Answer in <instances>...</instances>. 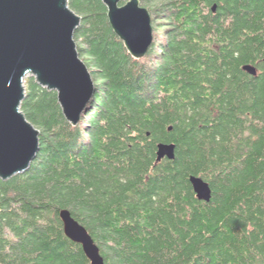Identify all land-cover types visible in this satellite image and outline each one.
<instances>
[{
	"label": "trees",
	"instance_id": "1",
	"mask_svg": "<svg viewBox=\"0 0 264 264\" xmlns=\"http://www.w3.org/2000/svg\"><path fill=\"white\" fill-rule=\"evenodd\" d=\"M139 1L154 28L140 60L102 0L69 2L96 86L77 126L27 79L40 152L0 180V264H91L65 235V209L105 264H264V0ZM160 143L176 145L175 160L158 162Z\"/></svg>",
	"mask_w": 264,
	"mask_h": 264
},
{
	"label": "water",
	"instance_id": "2",
	"mask_svg": "<svg viewBox=\"0 0 264 264\" xmlns=\"http://www.w3.org/2000/svg\"><path fill=\"white\" fill-rule=\"evenodd\" d=\"M70 0H0V180L9 181L27 172L40 152V131L22 111L26 80L58 94L68 122L77 126L92 102L96 86L82 60L76 32L82 17ZM116 35L135 59H143L154 41L151 13L139 0H102ZM216 12L217 8L214 7ZM257 76L256 67H244ZM173 128H170L172 131ZM158 162L176 159V145L160 143ZM190 183L199 201L213 197L210 184L192 176ZM60 218L66 237L82 246L91 264H105L100 247L69 210Z\"/></svg>",
	"mask_w": 264,
	"mask_h": 264
},
{
	"label": "rangeland",
	"instance_id": "3",
	"mask_svg": "<svg viewBox=\"0 0 264 264\" xmlns=\"http://www.w3.org/2000/svg\"><path fill=\"white\" fill-rule=\"evenodd\" d=\"M130 0H122V4H126L127 2H129ZM30 78V77H29ZM28 79V78H27ZM27 81V80H26Z\"/></svg>",
	"mask_w": 264,
	"mask_h": 264
}]
</instances>
